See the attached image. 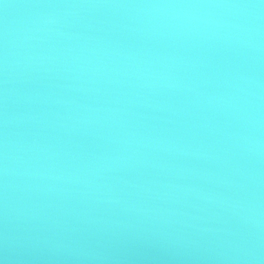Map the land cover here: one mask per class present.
I'll return each instance as SVG.
<instances>
[{"label":"water","instance_id":"1","mask_svg":"<svg viewBox=\"0 0 264 264\" xmlns=\"http://www.w3.org/2000/svg\"><path fill=\"white\" fill-rule=\"evenodd\" d=\"M0 264H264V0H0Z\"/></svg>","mask_w":264,"mask_h":264}]
</instances>
